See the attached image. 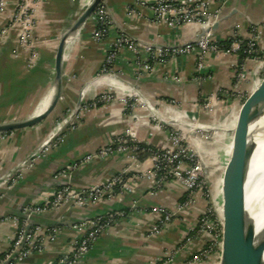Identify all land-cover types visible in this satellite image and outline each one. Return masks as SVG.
Listing matches in <instances>:
<instances>
[{
    "label": "crops",
    "instance_id": "obj_1",
    "mask_svg": "<svg viewBox=\"0 0 264 264\" xmlns=\"http://www.w3.org/2000/svg\"><path fill=\"white\" fill-rule=\"evenodd\" d=\"M92 1L41 0L33 41L25 49L19 45L20 28L12 22L18 0H6L0 12V33L3 32L0 34V124L31 119L50 105L57 47L62 35ZM102 3L111 17L110 37L99 44L93 42L94 21L90 17L67 40L61 56V89L54 111L37 126L0 134V256L16 234L13 218H19L21 208L26 205H47L65 183L58 174L66 173L70 188L77 192L101 186L126 163L125 156L116 155L74 168L72 165L82 156L107 145L112 137L124 131H129L141 145L166 147L171 129L192 128V116L209 120V113L202 112L198 102L217 92H227L222 104L228 106L216 107L228 110V118L253 88L254 80L248 72L240 84L235 83L233 67L237 58L221 52L209 53L201 73L195 71L194 57L187 56L156 65L136 78L133 56L122 50L111 72L100 74L105 50L117 35H127L141 47L156 50L187 44L202 34L197 25L174 31L165 23H156L147 7L130 12L134 0ZM221 11L218 26L212 30L217 40L227 42L232 29L245 38L255 32L257 48L264 54V0H227ZM30 54H35L33 65H28ZM252 64L254 61L246 63L250 68ZM109 89L116 97L115 102L80 111L73 120L76 127L64 133L59 146L38 153L64 118L73 114L81 103ZM123 98L137 100L142 106L130 109L122 103ZM191 142L198 154L208 159L210 144L197 139ZM263 151L264 143L261 156ZM141 164L142 171H146L151 166L149 157H143ZM131 187V192H116L95 204L78 208L68 203L33 215L30 225L41 229L57 225L60 229L53 241L45 240L39 252L18 264H53L67 254L71 241L82 235L74 225L114 212L121 215L79 264H194L192 255L203 247L204 241L193 236L186 245L183 242L205 209L202 198L197 196L195 208L177 214L159 233L149 235V227L159 218L152 209L171 208L184 197V191L169 182L151 195V186L142 179L135 180ZM177 246L181 248L170 256Z\"/></svg>",
    "mask_w": 264,
    "mask_h": 264
},
{
    "label": "built area",
    "instance_id": "obj_2",
    "mask_svg": "<svg viewBox=\"0 0 264 264\" xmlns=\"http://www.w3.org/2000/svg\"><path fill=\"white\" fill-rule=\"evenodd\" d=\"M227 0H134L129 8L132 12L137 7H147L152 12L156 23L166 24L171 30L178 31L189 25H197L205 30V34L194 41L187 42L181 46H175L165 49L153 50L148 46L141 47L132 38L121 34L114 37L105 50L104 62L100 69V74L111 72V68L122 50H127L133 56L135 64L136 78L144 73L150 72L154 66L163 65L170 59L177 57L191 56L195 59V71L201 73L205 67V59L209 53L221 52L233 54L237 58L233 67V76L236 84H240L244 78L242 67L249 61H256L261 58L262 53L257 48V35L253 32L252 36L245 38L232 29L229 39L226 43L217 40L214 33L210 30L212 26L220 21L222 7ZM41 0H18L16 10L13 14L12 22L17 24L19 30V45L29 49L32 44V31L37 19V8ZM6 0H0V12L4 10ZM94 27L91 32L92 41L99 44L109 39L111 17L107 7L103 3L95 8L92 13ZM1 32L0 34H2ZM35 54H30L28 65H33ZM259 81V80H258ZM257 81V82H258ZM257 82H254L257 83ZM227 92H217L215 95L204 98L199 108L202 112L210 113L213 107L223 103ZM245 96L241 99V101ZM116 101V97L111 89L99 94L90 101L79 105L76 113L69 115L61 121L57 128L55 136L50 140L43 142L38 153H45L59 146L65 132L76 127L73 122L78 117L80 111H87L101 105H108ZM240 101V102H241ZM122 103L130 109L138 104L137 100L131 101L129 98H123ZM197 116L191 117L192 128L176 129L169 131L167 136V146L158 147L151 145H141L135 141L129 131L115 135L110 143L98 148L92 153L81 157L74 168L88 164L96 159H108L116 155L125 156V167L118 173L109 177L101 186L97 188H82L77 192L70 188L69 176L62 172L57 177L65 179V183L60 186L52 196V200L47 205H26L21 208L19 218H13L17 225L16 234L7 249L0 256V264H18L32 253L39 252L45 240L53 241L60 229L53 225L45 229L40 226L30 225V218L33 215L45 213L48 209H54L60 205L73 203L77 207L85 204H95L106 198H111L116 192L125 194L131 192V184L135 180H145L151 186L150 194L154 195L156 191L161 190L173 182L180 186L184 191V197L176 202L171 208L154 207L152 212L159 216L157 222L149 227V235L160 232L169 221L174 219L177 214L184 213L195 208L196 197L200 196L205 202V209L200 213L195 221L191 235L184 240L186 245L193 236L203 240V247L192 255L191 263L206 264L211 257L212 250L210 240L213 234L212 228V196L208 181V175L205 174L204 156L198 154L192 145V140L211 142L213 135L205 131V136L196 134L191 138L195 122H198ZM37 153V154H38ZM149 157L151 166L142 171L141 159ZM36 158L38 157L35 156ZM15 182V181H14ZM13 182V183H14ZM120 213H107L94 217L90 221L74 225L73 228L82 232L81 236L75 237L68 248L67 254L56 260L53 264H79L91 246L111 227ZM181 246L172 249L170 256L175 255ZM162 264H167L163 262Z\"/></svg>",
    "mask_w": 264,
    "mask_h": 264
},
{
    "label": "water",
    "instance_id": "obj_3",
    "mask_svg": "<svg viewBox=\"0 0 264 264\" xmlns=\"http://www.w3.org/2000/svg\"><path fill=\"white\" fill-rule=\"evenodd\" d=\"M102 2L104 0H93L62 35L63 37L55 54L53 97L47 109L28 120L0 124V134L37 126L39 122L54 111L61 89L60 65L63 49L67 40L92 16L95 8ZM218 22L212 26L211 31L217 28ZM205 32L202 29V34L199 37L203 36ZM263 114L264 76L253 85L251 91L239 103L233 117L234 120L227 130V145L219 161L220 165L214 179L212 254L209 264H249L253 256H255L254 262H257L256 264L263 263L261 259L264 251V241L259 247L254 245L255 229L253 222L247 219L248 201L246 202V182L254 177L257 167L256 164L253 165V168L251 167L250 161L254 155L256 142L251 139L249 128ZM56 133L57 131L53 136ZM190 136L195 137L193 131ZM205 174L208 175L206 170ZM252 184L251 186L248 184L250 189L255 186V184Z\"/></svg>",
    "mask_w": 264,
    "mask_h": 264
},
{
    "label": "rangeland",
    "instance_id": "obj_4",
    "mask_svg": "<svg viewBox=\"0 0 264 264\" xmlns=\"http://www.w3.org/2000/svg\"><path fill=\"white\" fill-rule=\"evenodd\" d=\"M254 61V60H252ZM251 61V62H252ZM246 72L249 73V75L252 77V80H254V82H257L258 80H260L263 76H264V54L262 53V56L260 59L254 61V64H252L251 68L248 67V65H243L242 67V75L243 78H246ZM247 73V74H248ZM224 104V102H223ZM221 103L222 106H228L227 105H223ZM239 105V103H238ZM237 105V107H238ZM219 106V107H213L212 110L209 113V120L205 121L204 119H198V122H195L194 128H193V132L194 135L196 137V134L198 133L201 134L203 136H205V131L209 134V136L213 135L211 138V142H207L208 144H210V152H209V156L208 159H204V163H206V160L208 162V164H205V170L208 173V181H209V185L211 187V189H214V179L217 175L218 172V168H219V161L222 158L223 155V151L225 149V146L227 145V130L229 125L232 123V121L234 120L232 117H234L235 113H236V108L232 110V112L229 114L228 118H227V113L228 110L225 111L223 110V107ZM194 138V137H191ZM205 142V140H202ZM206 156V155H205ZM261 158V170H260V174H259V180L257 182L258 187H259V192H260V201H259V209L258 212L261 216V218H259V221L255 222V227H256V232H260L263 228H264V151ZM263 172V173H262ZM73 204V203H71ZM75 207H77L75 204H73ZM80 208V207H78ZM264 234V232L262 233ZM213 236V234H212ZM212 244V238L210 240V245ZM211 259V257H210ZM210 259L208 260V262L206 264L210 263Z\"/></svg>",
    "mask_w": 264,
    "mask_h": 264
},
{
    "label": "bare ground",
    "instance_id": "obj_5",
    "mask_svg": "<svg viewBox=\"0 0 264 264\" xmlns=\"http://www.w3.org/2000/svg\"><path fill=\"white\" fill-rule=\"evenodd\" d=\"M89 2V1H88ZM80 16V15H79ZM54 80V79H53ZM249 133L251 134V139L256 142V148L254 151V155L251 159V167L253 168L256 164V173L254 174V177H251V179L247 180V195H246V202L248 201L247 204V219L251 222H253V227H254V245L256 247H259L262 242L264 241V228L260 232H256V227H255V222L259 221L261 218L258 209H259V201H260V192H259V187H258V180H259V174L261 170V152H262V146L264 143L263 137H264V114L259 117L256 121H254L250 128H249ZM263 164V162H262ZM254 165V166H253ZM264 171V169H263ZM263 173V172H262ZM255 184L253 188L250 189L251 184ZM250 186H249V185ZM252 184V185H253ZM255 248V247H254ZM257 249V248H256ZM255 252V251H254ZM254 257H252L251 261L249 264H256L257 262H254ZM261 261L264 264V251H263V256Z\"/></svg>",
    "mask_w": 264,
    "mask_h": 264
},
{
    "label": "trees",
    "instance_id": "obj_6",
    "mask_svg": "<svg viewBox=\"0 0 264 264\" xmlns=\"http://www.w3.org/2000/svg\"><path fill=\"white\" fill-rule=\"evenodd\" d=\"M224 43H226V42H224Z\"/></svg>",
    "mask_w": 264,
    "mask_h": 264
}]
</instances>
